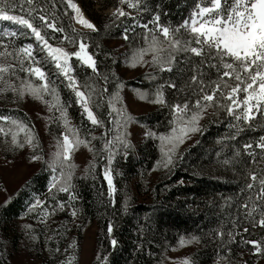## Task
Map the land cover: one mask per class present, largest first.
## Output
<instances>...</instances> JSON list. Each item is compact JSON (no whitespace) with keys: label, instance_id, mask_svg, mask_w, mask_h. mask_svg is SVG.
<instances>
[{"label":"snow or ice","instance_id":"1","mask_svg":"<svg viewBox=\"0 0 264 264\" xmlns=\"http://www.w3.org/2000/svg\"><path fill=\"white\" fill-rule=\"evenodd\" d=\"M57 3L58 0H0V102L7 109L0 108V146L12 152L28 147L33 161L43 160L50 175L48 191L43 199L33 197L26 214H35L44 225L43 243L49 246L52 264H74V255L58 259V254H62L61 239L71 230L69 224L61 221L54 235H47L50 218L64 213L75 224V219L82 214L78 206L80 194L73 183L76 168L73 155L81 146L93 152L90 172L86 170V175H91L93 180L97 179L96 158L99 157L109 204L114 206L116 186L112 166L117 157L127 159L134 149L129 127L139 122L123 105L120 95L123 83H116L111 94L108 93V85L117 78L115 73L99 72L96 59L100 54L99 45L95 53L89 51L92 34H98L100 29L84 16L73 0H59L63 11ZM125 8L135 10L136 15ZM69 9L73 15L65 20ZM142 13H150L147 22H140ZM167 16L162 10H153L149 0H118L111 23L103 28L105 31L112 27L121 29L122 38L129 44L139 38L140 46L132 50L126 63L154 69L145 76L156 82L151 94L137 90L141 100L168 110L166 123L158 129L140 125L144 128V138L159 142L160 157L153 171L164 169L171 173L184 160L180 146L205 131L207 125L201 121L210 111L213 115L225 114L229 132L216 141L221 150L215 155L242 175L243 200L238 202L237 216L214 229L212 238L225 252L216 264H248L242 259L238 262L232 259V245L251 244L255 254L264 258V239L237 240L240 229L243 233L255 228L264 230V134L242 144L239 139L245 132H264V0H192L186 17L180 21L172 23ZM126 20L129 22L125 23ZM73 21L89 32L78 31L72 26ZM58 33L62 36L58 37ZM66 45H71L72 50ZM49 64L55 71H45ZM87 69L92 75L86 74ZM93 77L102 79L103 86H98ZM61 85L71 93L66 101L60 95ZM28 96L43 102L48 112L53 113L46 118L49 124L63 129L54 137L55 151L48 160H44L35 125L27 113L19 114V105ZM105 103L107 111H104ZM73 104L78 106L81 117L90 122L91 128L86 130L90 139L81 138L80 129L71 124L68 109ZM97 128L103 129L99 137L92 134ZM93 141L100 142L99 149ZM226 149H231L230 156L224 155ZM60 193L66 194V198L60 197ZM224 199L226 205L232 201V197ZM114 227V222L109 220L105 231V238L113 249L118 245ZM25 230L30 239H39L32 225H25ZM200 241V236L192 235L190 239L181 238L180 244ZM69 250L75 252V241L64 248L63 254ZM97 261L109 264L107 255H98ZM179 264L194 262L184 258Z\"/></svg>","mask_w":264,"mask_h":264},{"label":"trees","instance_id":"2","mask_svg":"<svg viewBox=\"0 0 264 264\" xmlns=\"http://www.w3.org/2000/svg\"><path fill=\"white\" fill-rule=\"evenodd\" d=\"M75 1L100 29L98 34H92V47L89 51L95 53L96 45H99L100 54L96 56L99 72L115 73L117 79L108 85V93L111 94L115 84L120 82L123 83V87L131 86L139 92L151 94L156 82L145 78L148 72L138 74L133 80H125L121 73L126 61L131 58L130 51L140 46V39L137 38L134 43L129 44L122 38L121 29L112 27L109 31H105L103 25L111 23L112 15L103 16L96 11L93 0ZM105 1L101 10L118 6L117 0ZM149 3L153 10L166 12L167 19L172 23L186 17L192 6V0H149ZM57 6L63 11V5L59 0ZM127 10L132 11L133 16L136 15L135 10ZM72 15L69 9L68 17L64 19L67 20ZM142 16L140 22H147L150 13H142ZM164 19L165 17L162 16V20ZM65 28L69 31L67 25ZM137 31L139 32L140 29ZM57 36L60 37L62 34L58 33ZM112 41L121 43L129 52L117 54V48L115 50L109 44ZM66 46L72 50L71 45ZM113 59L116 63L112 62ZM49 69L53 70L54 66L49 64L45 71ZM153 71L154 69H151V72ZM86 74L92 75L91 70L87 69ZM93 80L98 86H103L102 79L93 77ZM166 96L171 99L170 93L166 92ZM93 110L96 111L95 108ZM104 111H107L106 103ZM75 113L81 133L90 139L86 131L91 128L90 122L81 117L79 109H76ZM19 114L23 116L24 112L20 111ZM167 118V109L156 108L136 120L139 126L144 124L156 130L166 123ZM215 120L220 122H210ZM201 122L207 127L202 134H198L199 143L197 144L196 140L193 146L181 152L184 154V160L178 163L171 173H167L164 169L153 171L160 157L158 141L144 138L138 144H133L134 149L127 159L117 157L112 166L116 186L114 206L109 204L107 183L103 179V165L99 157L96 158L97 179L93 180L91 175H86V170L90 172V164L94 160L93 154L92 161L84 168V174L75 173L73 179L80 194L78 206L82 209V214L75 219V224H72L64 213L48 220L50 229L47 235L49 236L54 235V230L61 221L69 224L71 228L61 239L62 254H58V259L70 258L74 255V264H79L84 230L95 225L94 257L91 264H98L97 256L101 254L108 256L109 264H163L164 259L180 244L181 238H191L192 235L201 237L199 248L191 255L194 264H216L219 256L225 255V252L217 246L218 241H213L212 231L222 223L228 224L230 218L237 216L238 202L243 200V196L240 195L243 177L239 171L234 170L231 165L223 164L215 155L221 150V145L216 141L229 132L225 114L220 112L218 115H213L210 111ZM100 133L101 129L97 128L92 134L99 137ZM261 134L264 132H245L239 139L242 144L244 140ZM93 142L96 145L98 141ZM231 154V149L225 150V156ZM49 179V172L42 163L12 195L10 202L0 205V253H2L0 264H13L22 255H26L33 264H52L53 257L49 254V246L43 243L44 225L38 222L35 214H26L27 205L34 196L43 199L47 194ZM59 195L66 198L64 193ZM227 197H232L228 205L225 204L224 199ZM243 211L240 209V212ZM109 220L115 225L114 238L118 241L115 249L111 248L105 238ZM25 225H32L39 239H30L26 234ZM240 231L241 236H238L237 240L264 239V230L259 228L251 229L248 233H243L242 229ZM72 241H75V252L69 250L67 254H63L64 248ZM232 248L234 261L238 262L242 259L248 261V264H264V258L255 254L251 244L239 243L232 245Z\"/></svg>","mask_w":264,"mask_h":264},{"label":"rangeland","instance_id":"3","mask_svg":"<svg viewBox=\"0 0 264 264\" xmlns=\"http://www.w3.org/2000/svg\"><path fill=\"white\" fill-rule=\"evenodd\" d=\"M109 1V0H108ZM74 2H76L74 0ZM95 3L94 9L99 11L103 16H111L116 8H109L107 10H101L102 4L106 3L105 0H93ZM118 2V0H117ZM79 5V4H78ZM81 8V6H80ZM83 11V9H81ZM126 11L127 8H125ZM84 16L87 17L83 11ZM91 21V19H89ZM92 22V21H91ZM4 25H9V22H3ZM93 23V22H92ZM72 26L79 31L89 32L88 29H84L81 25L73 21ZM30 42V41H27ZM115 50L117 54H126L128 49L123 46L121 43L112 41L109 43ZM132 54V51H130ZM146 59H149L146 57ZM130 61V59H128ZM151 67L146 65L138 64L136 67L130 66V63H126L124 69L121 70V73L124 76L125 80H133L137 77L138 74L149 73L151 72ZM52 70V69H51ZM54 71V69L52 70ZM60 95L63 100H68L70 98V90L60 86ZM120 95L123 98V105L126 108L128 114L132 117L139 118L143 117L152 110L161 107L159 105L151 104L146 100H141L139 98L137 90L131 88V86L123 87ZM10 108H15V105H8ZM0 108H5L3 102H0ZM76 109L78 106L73 104L71 108L68 109V115L72 126L80 129V124L77 123L78 119L76 117ZM19 110L27 113V116L31 119L32 124L35 125V128L39 134L40 142L44 151V160L50 158V154L55 151V139L63 131V129L57 127L55 124H49L47 117L53 115L47 110V106L38 99H33L28 96L24 101L19 105ZM80 111V110H79ZM55 115H58L56 113ZM137 121V120H136ZM202 124V122H201ZM129 131L132 133L130 139L132 144H138L144 139V128H141L138 123H133L129 127ZM81 132V131H80ZM103 129H101V136ZM98 136V135H97ZM198 134L193 135L190 140H186L184 144L180 146L179 151L183 152L187 148L193 146L197 140ZM23 134H21V139ZM81 138H86L81 133ZM159 143V142H158ZM94 144V142H93ZM95 145V144H94ZM95 147L100 148L99 141L96 143ZM6 149L3 146H0V205L6 203L12 195L19 189V187L27 180V178L35 172L40 165L44 162L42 161H33L31 157V149L25 147L22 150H17L15 152L5 151ZM93 152L89 151L88 147L81 146L73 155V162L76 165L75 173L81 172V175L84 174V168L86 164L92 161ZM96 235V226L92 225L86 227L83 233V240L81 243V252L79 258V264H91L94 257V243ZM190 239V238H185ZM199 248L198 243H193L190 245L181 246L179 244L165 259L163 264H179V262L184 258H189L192 261L191 255ZM13 264H33L31 260L25 255L17 258Z\"/></svg>","mask_w":264,"mask_h":264},{"label":"bare ground","instance_id":"4","mask_svg":"<svg viewBox=\"0 0 264 264\" xmlns=\"http://www.w3.org/2000/svg\"><path fill=\"white\" fill-rule=\"evenodd\" d=\"M73 2H74V0H73ZM74 3H76V2H74Z\"/></svg>","mask_w":264,"mask_h":264}]
</instances>
